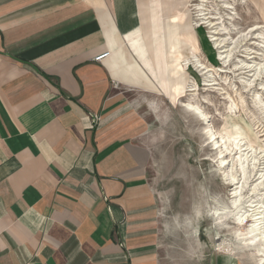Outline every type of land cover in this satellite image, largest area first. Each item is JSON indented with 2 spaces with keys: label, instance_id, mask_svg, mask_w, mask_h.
<instances>
[{
  "label": "crops",
  "instance_id": "crops-1",
  "mask_svg": "<svg viewBox=\"0 0 264 264\" xmlns=\"http://www.w3.org/2000/svg\"><path fill=\"white\" fill-rule=\"evenodd\" d=\"M190 2L0 0V264H243L174 252L150 179L142 106L184 90Z\"/></svg>",
  "mask_w": 264,
  "mask_h": 264
},
{
  "label": "rangeland",
  "instance_id": "rangeland-1",
  "mask_svg": "<svg viewBox=\"0 0 264 264\" xmlns=\"http://www.w3.org/2000/svg\"><path fill=\"white\" fill-rule=\"evenodd\" d=\"M200 1L187 3L185 14L204 69L188 62L181 95L172 97L169 89L142 106L153 157L150 179L179 226L168 244L174 252L192 247L193 240L206 250L225 240L239 247L243 264H253L254 257L240 248L250 219L246 215L239 224L235 218L247 214L252 196L264 195V186L250 195L251 186L264 180V0H207L206 25L194 7ZM241 162L248 183L241 180ZM233 190L242 199L236 208ZM238 230L236 240L231 233Z\"/></svg>",
  "mask_w": 264,
  "mask_h": 264
},
{
  "label": "bare ground",
  "instance_id": "bare-ground-1",
  "mask_svg": "<svg viewBox=\"0 0 264 264\" xmlns=\"http://www.w3.org/2000/svg\"><path fill=\"white\" fill-rule=\"evenodd\" d=\"M193 1V0H191ZM197 1V0H194V2ZM207 3V0H201L199 4L195 5L194 7L196 8L195 10L198 11L197 14L199 16V22L201 25H206V20L208 19L206 16L208 15L206 13V4ZM227 4V3H226ZM232 5L233 4H230L228 3V7L232 8ZM222 6H225L222 5ZM193 7V6H191ZM223 17V16H222ZM154 28L156 29L157 28V32L159 34L160 32V29L158 31V25L155 24ZM217 29V28H216ZM219 29V28H218ZM217 29V30H218ZM229 29V28H228ZM223 31V30H222ZM221 31V32H222ZM218 32V31H217ZM194 33V32H193ZM219 33V32H218ZM150 34V32H149ZM156 35V34H155ZM150 36H152L150 34ZM194 36H195V33H194ZM158 38V39H157ZM198 38V37H197ZM223 38V37H222ZM164 39V36H161L159 35L158 37H156V40H157V43L160 44V41L162 40L163 41ZM243 39V38H242ZM216 40V39H215ZM228 40V39H227ZM226 41V40H225ZM224 41V42H225ZM230 41V40H229ZM223 42V43H224ZM231 42V41H230ZM235 42V41H234ZM199 43V41H198ZM220 43V41H219ZM223 43H220V47L221 45H224ZM162 44V43H161ZM218 44V43H217ZM235 44V43H234ZM218 45V46H219ZM151 49L154 48L156 46L155 42H154V39L152 37V45H150ZM217 46V45H216ZM232 46V45H230ZM232 48V47H231ZM234 48V47H233ZM157 47H156V51H157ZM196 49H197V45H196ZM237 51V50H236ZM158 52V51H157ZM228 52V50L226 51ZM159 53V52H158ZM224 54V53H223ZM212 55V54H211ZM231 54L228 53L227 57H225L226 59L228 57H230ZM213 57V56H212ZM219 58H223V55H219ZM224 60V58H223ZM182 62V61H181ZM188 62L192 64L193 62V65L197 68V69H200V70H203L204 68V65L201 64V61L198 59V56L196 54H193L191 55V57L189 58H186L185 60H183L182 64L184 66L185 69L188 68ZM244 65V64H243ZM193 67V66H192ZM252 85V84H251ZM183 93V92H182ZM190 107H192L191 105H189ZM264 106V105H263ZM263 108V107H262ZM213 136V135H212ZM236 144V141L234 143V145ZM237 147V146H236ZM238 153V152H237ZM246 155V154H245ZM240 157V156H239ZM246 157V156H245ZM242 159V158H241ZM240 160V159H239ZM238 160V162H239ZM244 160V159H243ZM241 161V160H240ZM247 161V160H246ZM246 161H244L245 163H247ZM256 161V160H255ZM237 162V161H236ZM241 165V174L243 175V178H241L242 181H245L246 183H248L247 181L248 180H243V179H246L247 177V172H246V166H244V164L241 162L240 163ZM253 165V164H251ZM248 168V167H247ZM251 169V168H250ZM233 173V172H232ZM230 174V173H229ZM236 175V174H235ZM263 175V174H262ZM263 177V176H262ZM231 178V177H230ZM255 180H253L254 182ZM255 183V182H254ZM245 185V184H243ZM247 185V184H246ZM264 186V180H259L256 184H253L250 188V195H253L260 187ZM247 187V186H245ZM247 189V188H245ZM261 189V188H260ZM242 191V190H241ZM263 191V190H262ZM242 194V193H241ZM263 194V193H262ZM249 196V195H248ZM261 198H251V200L249 201V210L247 211V214H237V219L236 222L239 223V224H243L244 220H245V216L247 215L250 219L249 221V224L247 226V234H245V240L242 242V245H244L243 247H240V248H243V250H245L246 252H248V254L252 255V257H254L253 259V264H264V198L263 196L264 195H260ZM243 198V197H242ZM246 200V199H245ZM242 201L241 197H239L238 195V192L236 191L234 197H233V200H232V205L234 208L238 207L239 203ZM226 212L227 210H223V212ZM222 212V213H223ZM212 213V212H211ZM213 216H217V215H220V211H213ZM229 216V215H227ZM232 237L235 238L236 240L240 239V237L242 236V234L238 231L236 232H233L231 233ZM247 237V238H246ZM230 246L231 247V250H227L226 247ZM238 249L239 247L236 245V244H229L228 245V242L225 241V240H221L219 242L216 243V251L218 252H225V253H228V254H232L234 256H238Z\"/></svg>",
  "mask_w": 264,
  "mask_h": 264
},
{
  "label": "built area",
  "instance_id": "built-area-1",
  "mask_svg": "<svg viewBox=\"0 0 264 264\" xmlns=\"http://www.w3.org/2000/svg\"><path fill=\"white\" fill-rule=\"evenodd\" d=\"M109 55H110V53L102 54L101 56H98V57L95 59V61L100 62V61H102L103 59L107 58Z\"/></svg>",
  "mask_w": 264,
  "mask_h": 264
},
{
  "label": "snow or ice",
  "instance_id": "snow-or-ice-1",
  "mask_svg": "<svg viewBox=\"0 0 264 264\" xmlns=\"http://www.w3.org/2000/svg\"><path fill=\"white\" fill-rule=\"evenodd\" d=\"M197 2H198V0H197ZM233 195H235V191L233 190Z\"/></svg>",
  "mask_w": 264,
  "mask_h": 264
}]
</instances>
